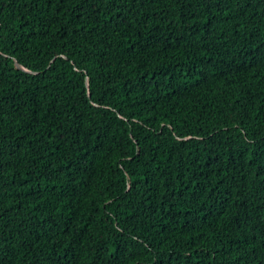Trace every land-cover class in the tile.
Instances as JSON below:
<instances>
[{
	"label": "trees",
	"instance_id": "16d2710c",
	"mask_svg": "<svg viewBox=\"0 0 264 264\" xmlns=\"http://www.w3.org/2000/svg\"><path fill=\"white\" fill-rule=\"evenodd\" d=\"M0 264H264V0H0Z\"/></svg>",
	"mask_w": 264,
	"mask_h": 264
}]
</instances>
